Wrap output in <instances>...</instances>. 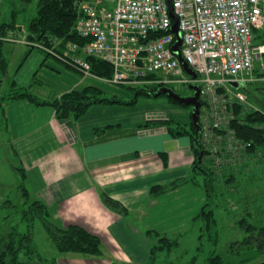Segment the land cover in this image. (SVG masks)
Wrapping results in <instances>:
<instances>
[{"label":"crops","instance_id":"0c3cea01","mask_svg":"<svg viewBox=\"0 0 264 264\" xmlns=\"http://www.w3.org/2000/svg\"><path fill=\"white\" fill-rule=\"evenodd\" d=\"M6 35L0 37L1 85L12 70L10 65L14 66L12 62L20 65L29 56L24 51L22 59L19 56L13 60L15 50L28 48L27 35L21 36L19 31ZM61 43L57 40L53 47L74 54L70 43ZM41 54L23 82L39 100L53 101L85 88L110 97H127L120 88H112L96 77L82 76L55 56ZM1 61L6 67L5 76ZM0 108L5 131L0 139V218L5 195L17 190L12 168L21 165L30 200H39L47 207L49 222L59 228H84L98 237L102 252L105 247L114 251L118 263L147 264L152 243L145 237L146 231L166 237L179 233H185V237L191 232L192 220L207 201L206 193L203 186L189 179L194 162L190 139L172 137L163 124L147 125L166 118L164 111L157 114L132 105L100 103L77 120H58L53 107L36 106L26 99L5 101ZM172 114L177 113L169 111L166 116ZM156 186L164 191L152 196L150 191ZM101 193L121 203L127 215L105 207ZM55 257L58 264L109 262L103 253L90 256L56 252Z\"/></svg>","mask_w":264,"mask_h":264},{"label":"built area","instance_id":"2783aa9c","mask_svg":"<svg viewBox=\"0 0 264 264\" xmlns=\"http://www.w3.org/2000/svg\"><path fill=\"white\" fill-rule=\"evenodd\" d=\"M170 12L177 19L181 56L196 73L195 80L173 52ZM75 30L89 42L82 56L56 55L62 63L96 77L84 57L100 59L112 67L111 77L101 79L113 87L173 90L197 84L200 97L207 98L205 120L210 118L201 132L216 141L222 137L216 133L226 131L219 118L227 105L246 104L239 88L257 80L254 66L264 73V0H88L80 5ZM256 33L262 42H256Z\"/></svg>","mask_w":264,"mask_h":264},{"label":"trees","instance_id":"16d2710c","mask_svg":"<svg viewBox=\"0 0 264 264\" xmlns=\"http://www.w3.org/2000/svg\"><path fill=\"white\" fill-rule=\"evenodd\" d=\"M25 1L29 2V0H24V2ZM83 2H88V0H40L35 15L31 18L27 26V46L31 49L35 47L47 56L55 54L62 57L63 55H61V53L56 50L54 51L52 48L54 43L60 40L64 45L67 43L74 44L77 47L76 53L78 55H80V53L82 54V49L89 40L80 37L75 30V26L80 17V5ZM256 34H258L256 42H262V35L259 33ZM2 36L3 32L0 31L1 39L3 38ZM50 51L52 54H50ZM84 59L89 63L92 75L98 78L111 77L112 67L109 64L97 58L84 57ZM1 63V71L5 76L6 67L2 61ZM65 66L70 68L67 65ZM74 71L77 72L76 70ZM79 74L82 75L81 73ZM254 74L258 81L246 83L239 88L245 96V91L248 93L247 86H256L257 83L264 85V73L259 72L258 69H254L253 75ZM122 88L125 89L126 91H124L129 95L133 92L130 100L113 96L110 98H101L98 97V94H101L100 90L85 88L81 91L67 92L59 99L53 101H41L33 95L28 88H21L20 90L11 89L10 91L13 92L12 94H4V96L0 97V105L8 100L26 99L36 106L49 105L53 107L58 120H77L93 105L109 103L131 106L137 103L138 97H154V93L159 90V87L156 86L134 88L125 86ZM173 91L181 94L176 88L173 89ZM167 99L171 104L183 108H191L190 106L178 104L173 99ZM259 103H262L264 107V97ZM231 104L227 105L230 110ZM243 106L244 105L233 104L231 110H234L236 118L230 124V128L239 141L238 146H240L241 150H246V154L244 155L252 156L260 154L262 151L264 153V108L262 112L244 113V111H242ZM153 124H163L166 126L168 133L172 137L190 138L194 162L189 179L196 185L204 187L207 198V181L204 180L201 182L202 184L199 183L198 174L211 177V179L213 178V174L203 165V160H205L207 152H204L202 149L203 145H201L200 142V133L196 141V128L191 118L188 124L165 121L163 123L152 122L147 125ZM185 125L187 127H185ZM12 170L17 179L19 203L17 201L15 204L10 201H5L3 203L4 207L11 210L0 218V264H58L56 257L45 259L37 254L36 248L33 246L34 235L32 232L35 221H40L45 227L52 246L57 253H76L90 256L102 255L101 243L98 237L89 233L84 228L74 225L59 228L49 222V211L47 207L39 200H30L25 186V176L22 166L13 167ZM230 176L232 175L230 174ZM161 191L163 192L164 189L156 186L151 189L150 193L152 196H156ZM101 199L105 207L110 211L121 216L127 215L128 211L118 201L113 200L105 193H101ZM3 204L1 205V209L3 208ZM209 206L210 204L206 201L200 213L192 220L190 226V231L197 230L196 232L198 233L196 248L198 253L201 252L204 247V243L201 242V239L204 235H206V237L209 236L211 226L213 225L212 223L217 221L213 216V209L210 210ZM23 221L27 223V229L25 231H21L19 227L20 223ZM238 225V230L241 235L240 239L231 242V245L226 249L223 255H218L217 253L211 254V256L206 259L207 261L205 264H250L264 255V227L252 225L247 218L238 221ZM184 234L185 233H179L175 237H166L152 231H146L145 237L152 243L147 264H155L157 255L154 253L156 251L176 248L179 244V239L182 238ZM23 258L25 260H23ZM193 263L194 260L192 259L191 264Z\"/></svg>","mask_w":264,"mask_h":264},{"label":"rangeland","instance_id":"374dc122","mask_svg":"<svg viewBox=\"0 0 264 264\" xmlns=\"http://www.w3.org/2000/svg\"><path fill=\"white\" fill-rule=\"evenodd\" d=\"M39 2L40 0H29V2H24V0H0V28H2L0 31L3 32V35L7 36L6 34H8V32L19 31L21 36L26 37L28 23L35 15ZM70 45L72 47L74 44ZM53 48L54 51H58L63 55L62 57H65L66 59H69V56H71L61 52L55 47ZM64 50H66V48ZM24 51H27V56L29 55L28 59L21 60L22 62L20 61V65H16L14 61L12 62L14 66L10 65V67L13 71L10 69L9 75L5 77V81L0 85V97L4 96V94H12L13 92L10 91L11 89L20 90L21 88H28L23 85V82L30 76V72L33 70L32 64L35 62L36 57L42 54L35 47L31 49L29 46L28 48L21 46V48L15 50L16 54L13 60L17 59L19 56L22 59ZM55 60L52 59L51 61ZM59 63L62 64L61 62ZM17 67L19 70L16 73L14 72V69ZM258 67L259 65L256 64L254 69H258ZM34 77L35 76L32 78L35 79ZM252 77L254 80L257 79L255 74ZM255 81H258V79ZM195 85L197 86V84ZM110 87L115 89L118 88L113 86ZM134 87L135 86H133V88ZM120 89L122 91L125 90L122 87H120ZM178 90L181 92V94H179L181 97H190L193 94L189 89V86L180 85L178 86ZM247 91L248 93L245 91L247 101L243 106L242 111H244V113L256 111L262 112L264 107L259 101L264 97V85L258 83L256 86L249 85L247 86ZM131 95L127 93V95H125L127 97H123V99L130 100L132 98ZM98 97L109 98L110 94L102 92L101 94H98ZM200 102L199 125L201 128L205 129L207 127V122L210 121V118L205 120V115L208 111L207 107H205L207 104V98L204 95H201ZM112 105L130 107L126 104ZM132 106L142 110L157 111V114L160 111H164L162 113H164V117L166 118L160 120V123L169 121L179 124H188L190 122V112L192 108H183L171 104L168 102L165 95H160L158 97L141 96L138 97L137 103ZM167 106H172L176 109H169L170 113L176 112L177 114H172L173 117H167L166 113H169L165 108ZM232 107L233 105L231 104V110ZM231 110L227 106V109L223 110V113L220 115L219 122L224 126L226 131L225 133H216L217 136L222 135L218 141L214 140L213 136H209V133H207L208 137H206L204 130L200 134V142L201 145H203L202 149L204 152H207L206 158L203 160V165L212 172L213 178L211 179V177L198 174V181H200L199 183L204 180L207 181L208 193L206 200L207 203L210 204L209 209H213V216L217 220L215 223H212L213 225L211 226L209 236L206 237V235H204L201 239V242L204 243L203 250L199 253L196 250L198 233L196 232L197 230H194L183 237L176 248L156 251L154 253L157 255L155 264H191L192 259L194 260L193 264H205L207 261L206 259H208L211 254L217 253L218 255H223L226 252V249L231 245V242L240 239L241 235L238 230V221L241 219L247 218L252 225L256 227H264V153L262 151V153L252 156L244 155L246 154V150L240 149V146H238L239 141L230 128V124L236 118L234 110ZM185 127L187 126L185 125ZM4 132L5 131L2 130L0 122V139ZM227 139H230V141ZM229 143L230 145L228 147ZM209 149H212V153L209 152ZM230 174L232 176H230ZM18 199L17 190H15L13 194L7 193L5 195V200L14 204L16 201L18 202ZM10 210L11 209L4 207L3 204L1 217L5 216ZM19 227L21 231H25L27 229L26 221L21 222ZM32 232L34 235L33 246L36 248L37 254L45 259L55 257V249L52 246L45 227L40 221L34 222ZM113 252L114 251H111L106 247L102 252L104 259L109 260L107 264H121L117 262L118 259L113 256ZM23 260L25 259L23 258ZM260 263L264 264V255L250 264Z\"/></svg>","mask_w":264,"mask_h":264},{"label":"water","instance_id":"95a60500","mask_svg":"<svg viewBox=\"0 0 264 264\" xmlns=\"http://www.w3.org/2000/svg\"><path fill=\"white\" fill-rule=\"evenodd\" d=\"M170 15L174 21L173 26L171 28V32L176 36V42L173 46V52L177 55L184 71L188 75H190L193 80H195L197 77L196 74L190 70V68L188 67L187 63L183 60L181 53H180L179 46L181 44V37H180V34L178 32V28H177V19L172 15V13ZM231 85L235 88L238 87V85L236 83H232ZM189 89L193 92V94L190 97H181L178 94L174 93L173 91H171L170 89H167V88H162V89L157 90L154 93V97H158L160 94H163L167 98L173 99L178 104H183L186 106H190L192 108L190 117H191V120L193 122L194 127L196 128V141H197L198 134L200 131V126L198 124V114H199V109H200V104H201L199 101L200 89H199V87H197L195 85H190Z\"/></svg>","mask_w":264,"mask_h":264}]
</instances>
